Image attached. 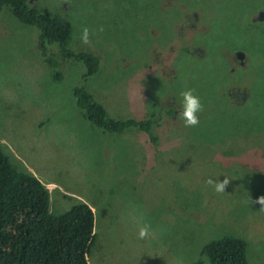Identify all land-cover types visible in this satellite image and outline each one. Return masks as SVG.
Masks as SVG:
<instances>
[{
  "label": "rangeland",
  "instance_id": "374dc122",
  "mask_svg": "<svg viewBox=\"0 0 264 264\" xmlns=\"http://www.w3.org/2000/svg\"><path fill=\"white\" fill-rule=\"evenodd\" d=\"M34 3L67 7L69 48L96 55L98 70L82 79L81 63L49 44L43 51L36 28L2 7L0 146L45 184L52 213L90 206L87 264H208L201 245L225 234L245 240L246 264H264V0ZM84 27L90 44L79 39ZM75 86L115 119L156 116L159 104L178 111L186 89L204 107L195 127L177 113L157 119L151 141L135 128L92 125ZM225 176L224 193L206 184ZM144 224L152 235L140 240Z\"/></svg>",
  "mask_w": 264,
  "mask_h": 264
},
{
  "label": "trees",
  "instance_id": "16d2710c",
  "mask_svg": "<svg viewBox=\"0 0 264 264\" xmlns=\"http://www.w3.org/2000/svg\"><path fill=\"white\" fill-rule=\"evenodd\" d=\"M2 7L19 23L36 28L43 51L44 45L49 44L63 57L81 63L85 68L82 79L98 70L96 55L69 48L71 23L64 14L66 6L54 11L37 6L33 0H0ZM53 75L59 78V74ZM72 95L83 117L92 125L107 132L135 128L155 141L152 119L109 117L102 104L82 86L73 87ZM48 193L45 184L31 172L11 163L0 146V264H87L95 240L92 209L78 200L67 209L52 213ZM200 254L207 258L208 264H246V242L221 235L202 244Z\"/></svg>",
  "mask_w": 264,
  "mask_h": 264
},
{
  "label": "clouds",
  "instance_id": "9594fccd",
  "mask_svg": "<svg viewBox=\"0 0 264 264\" xmlns=\"http://www.w3.org/2000/svg\"><path fill=\"white\" fill-rule=\"evenodd\" d=\"M34 1V0H33ZM103 31V28H100ZM79 39L83 44H90V31L87 27L82 29ZM183 100L177 112V117L182 119L185 127H195L200 123L198 113L203 111V104L201 98L194 94L193 89H186L180 93ZM230 183V179L225 176L223 180L208 178L206 184L213 186V189L217 193H224L227 185ZM251 202V201H250ZM262 205L261 210H264V196L258 198L257 201ZM152 235L151 225L144 224L139 227L137 238L145 240Z\"/></svg>",
  "mask_w": 264,
  "mask_h": 264
},
{
  "label": "flooded vegetation",
  "instance_id": "af4514ba",
  "mask_svg": "<svg viewBox=\"0 0 264 264\" xmlns=\"http://www.w3.org/2000/svg\"><path fill=\"white\" fill-rule=\"evenodd\" d=\"M185 21H188V18L184 19ZM197 20L195 14H193V19L189 20V24H187L185 21V26L188 27L187 30H191V29H195L196 25L193 26V21ZM236 56V54H235ZM237 57V56H236ZM237 62V61H236ZM238 63V62H237ZM170 97V96H167ZM177 109L176 106L174 105H170V104H159V108H158V112L156 113V116L154 115V112H149L147 118H150L154 121L155 126L157 127L158 125L156 124V120L157 119H162V117H167L169 116L171 119H174V117H176L177 113ZM174 115V116H173Z\"/></svg>",
  "mask_w": 264,
  "mask_h": 264
},
{
  "label": "water",
  "instance_id": "95a60500",
  "mask_svg": "<svg viewBox=\"0 0 264 264\" xmlns=\"http://www.w3.org/2000/svg\"><path fill=\"white\" fill-rule=\"evenodd\" d=\"M237 57H240L241 53L240 52H236L235 53Z\"/></svg>",
  "mask_w": 264,
  "mask_h": 264
}]
</instances>
